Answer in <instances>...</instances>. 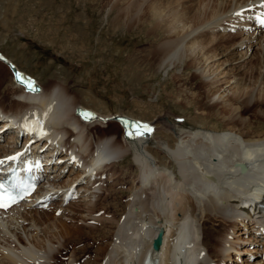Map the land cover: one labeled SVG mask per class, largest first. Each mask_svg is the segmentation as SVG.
Returning a JSON list of instances; mask_svg holds the SVG:
<instances>
[{
  "label": "bare ground",
  "instance_id": "bare-ground-1",
  "mask_svg": "<svg viewBox=\"0 0 264 264\" xmlns=\"http://www.w3.org/2000/svg\"><path fill=\"white\" fill-rule=\"evenodd\" d=\"M186 1L188 0H138L139 4L136 5L134 0L135 4H132L134 7L136 6L139 12L143 11L142 15H139V12V14L137 13V21H146L152 29L163 34L160 40L165 41L158 44L159 46L155 50V53L160 57V61L158 60L159 66L173 67L182 63H186L184 66L187 67L192 66L196 71H199V75L204 78L203 84H206L208 91L213 95L219 93L224 84H229L232 79H236V75L231 74L230 69H227L230 58H224L220 61L226 54L228 56L226 51L229 50L230 46H226L227 40L228 43L233 41L231 47L233 46V49H236L239 62L236 68H239L240 72L245 69L246 64L254 63L256 60V57H254L256 44L260 46V51H258L261 55L259 57L262 61L261 64L264 65V29L256 25L254 28L258 29L257 33L254 34L253 32L251 36H243L246 33L248 34L245 30L248 24L253 21L252 12L257 10L264 3V0H216L211 5L209 2L204 5H201V3L197 9L193 8V4H186ZM132 5L127 7V9L131 7L130 12ZM127 11L123 14L124 16L130 15ZM240 12L245 13V17L250 16L249 18L252 20L240 18ZM223 20L231 22L229 25L236 28L235 31L229 29L232 31L221 33L218 28L223 24L221 23ZM131 22L132 20H129L128 24ZM188 24L189 26L191 24L190 29H185ZM217 31H220L218 33L221 34L213 35ZM208 33L212 36L206 37ZM238 37L240 40L234 43ZM0 57L3 60H0V118L4 119L0 122V129L5 128L7 125L8 121L5 120V117L11 115L12 117L24 116L27 118L30 112L33 113L36 110L38 112L35 113L41 116V123L45 127L46 135L35 134L34 143L40 145L41 148L48 147L47 151L50 152V155L58 153L67 146L75 150L74 152L78 156L77 161L71 162L69 153L61 151L63 154L56 157L55 164L51 167H57V169L59 167L61 173H64L62 172L63 168L69 171L70 175L68 174L66 183L57 184V179L53 180V176L56 177V173L58 174L59 171L56 169V173L53 175L52 170L51 176H49L50 186L46 190L50 192L51 196L63 197L60 199L62 202L65 194L72 189L75 181L83 184V180H86V185L80 186V189L85 188L83 191H88L82 195L84 197L82 206L87 212L82 219L84 222L92 218L99 221L104 220L103 224L105 226L103 225L104 227L97 231L100 232V235H94L93 238L100 243L103 240H108L109 236L111 238L105 247H103L104 244H101V247L96 248V258L99 259L106 253L104 262H99V264H143L148 254H151L152 259L157 261L156 264H210L211 260H215V257H218L217 262H221L223 253L226 251L228 255L230 250L235 248L230 235L234 233L239 222L237 219H233L237 216L242 217L241 222L250 219L257 226L255 232L264 233V208L261 206L264 204V138L255 139L252 136V138H245L243 137L245 132L241 136L234 128L229 131L205 129L189 131L181 129L182 131L179 134L176 133V139H178L176 145L174 147H171L169 143L167 145L169 152L179 166V178L174 172L167 171L168 169L164 167H162L163 173L160 171V174L165 176L159 178L160 175L158 174L161 167H159V163L152 159V156L157 157L155 154L160 151L155 149L156 152L154 153L151 150L149 144L151 136L149 135L154 134V136H157L158 129H161L162 133L168 134L170 130H174L175 127L180 125L178 120L167 116L166 127H155L151 133L136 138L127 136L126 128L119 123L123 129V136L127 140L125 145H122L117 137L113 139L112 131H115V129H110V124L117 123H108L110 118L107 115L79 105L78 100L76 101L73 95L67 92L66 87L36 83L7 55L1 54ZM11 65H14L17 70H12ZM262 67L261 65L258 80L261 78V83L264 84V77H261ZM17 71L31 78L38 87V91L31 92L25 85L19 84L15 75ZM4 77L5 81L2 80ZM242 79L243 81L240 83L237 82V89L232 93H239L237 99L244 100L245 97H248V101L251 102L250 97L255 96L254 88L247 84V79ZM11 81L16 87L11 84ZM253 86L255 87V85ZM249 102L248 104H250ZM60 107H62L61 113H53ZM77 109H82V112H91L94 114V118L85 119L82 113H76ZM44 111L47 113L46 115H42ZM116 117L144 123L142 119L124 112H117L114 114L115 120ZM232 118H230V121L233 120L234 122L236 116ZM96 121L104 124L105 128L98 130L99 141H96L97 147L94 149L91 148L93 143L90 141L91 130L89 126ZM54 131L57 132L55 137L52 135ZM14 132L15 135L12 138L8 137L7 143L2 145L0 155L24 147L25 143L17 146L19 142L18 133L23 132V129L17 126ZM7 133H9V129L0 131V137H5ZM47 134L52 135V137L47 136ZM66 135H68L67 139L65 138ZM31 138L28 137L26 142L30 141ZM127 153L133 154L138 170L135 179L130 180V189L142 190L132 204H140L142 209L138 215L129 212L125 215V219L120 220L123 212L116 219L117 212L120 209H118L120 200L115 194H112L117 192L111 191L109 195L102 197V200L110 197L112 201L111 203L110 200L108 201L110 205L107 202V204L102 203L101 194H98L97 191L101 190L102 187L96 186V183L102 180L101 176L104 172L107 173V181H116L118 185L128 182V180L124 181L131 174V171H128L129 166L126 169H124L125 166L122 168L117 167L124 160ZM59 161H63V165L62 163V166L60 165L61 168L56 165L59 164ZM241 162L248 165L247 173L241 172L238 166V163ZM119 169H124L120 175L118 173ZM164 172H167V174ZM241 181L243 184L246 181L247 185H242ZM74 187L76 188V185ZM105 190L111 189L106 188ZM148 190H150V193L147 192ZM187 191L190 193L188 194ZM144 192L145 198L142 199L143 195L141 194ZM78 193L79 190L76 191L75 195ZM186 193L188 199L189 197L193 198L192 201L187 199ZM106 199L104 200L106 201ZM223 199L226 200L224 202L230 203L231 209L236 213L230 214L227 212L229 206L227 208L222 204ZM100 205L106 211L103 213L104 215L98 218L95 213L99 211L97 208ZM21 207L24 206L14 207L8 213L15 212ZM112 212H114L113 219L107 221L106 217L108 218V216L106 213ZM214 212L215 215L213 216ZM4 214H7V212H0V216ZM21 217L24 219L23 225H25V220L31 219L27 214H22ZM203 217L205 220L203 219L200 228L198 221H201ZM216 219H220L221 224L224 225L219 228L220 230L215 228L214 225L208 226L209 222L213 224L211 220L216 221ZM9 223L6 227L13 232L11 233L14 234L13 237L15 238L7 235V232H4L6 235H3L8 244L13 246L16 241L22 242L23 238L21 234L15 231V226H13L15 223L13 221V224ZM0 225L2 226V223ZM1 226L0 232L3 233L6 229L1 230ZM84 227L94 228L89 225ZM82 229L83 227L74 226L73 224L61 223L60 236L63 239L66 237L62 244V250H66L69 245L86 240L85 235L81 232ZM162 229L164 235L161 247L154 249L153 240L161 233ZM201 229L204 234L203 239H201ZM187 232H189L188 236L186 235ZM35 235L37 234L35 233ZM33 241L38 247L41 246L42 242H39V239H36L35 236ZM2 248H0V252L3 255L2 260L5 262L1 261L0 264H47L46 258L43 257L44 253H40L39 249L25 247L20 252V254H23L15 255L11 250L12 248ZM243 251L245 252L246 249L244 248ZM261 252L263 254L264 249ZM48 257H52L51 251H49Z\"/></svg>",
  "mask_w": 264,
  "mask_h": 264
},
{
  "label": "rangeland",
  "instance_id": "rangeland-1",
  "mask_svg": "<svg viewBox=\"0 0 264 264\" xmlns=\"http://www.w3.org/2000/svg\"><path fill=\"white\" fill-rule=\"evenodd\" d=\"M207 2L211 5L216 0H188L186 4H193V8L197 9L201 3V5H204ZM135 3L136 5L139 4L138 0H135ZM135 3L134 0H0V53L7 55L25 74L31 75L36 82L43 85L49 84L53 86L55 84L60 87H66L67 92L73 95L76 101L78 100L79 105L107 115L110 118L108 123H117L110 124V129H115V131H112L113 139L117 137L122 145H125L127 140L123 136V129L119 122L114 119V114L117 112H124L140 118L144 123L150 125L152 129L158 126L159 128L161 126L166 127L167 116L178 120L180 125L175 127L174 130H170L168 134H165L164 132L162 133L161 129H158L157 136L153 134L149 141L151 150L154 153L156 152L155 149L160 151L155 154L157 157L154 158L152 156V159L159 163V167H161L158 174L160 175L158 176L159 178L165 176L160 174V171L163 173L162 167L168 169L167 171L174 172L177 177L179 176V166L173 159L167 145L168 143L171 147L176 145V142H178L176 133L179 134L182 131L181 129L189 131L199 129L229 131L234 128L241 136L245 132V136H243L245 138L253 137L258 139L261 137L263 139L264 84L261 83V78L258 80V77L260 67L261 65L264 67V65L261 64L262 61H260L259 57L261 55L259 52L260 46L256 44L257 47L254 51L256 60L254 63L246 64L245 69L240 72L239 68H236L239 63L236 49H233V46L231 47L233 41L231 43L229 41V44L227 40L226 46H230L229 50L226 51L228 56L226 54L220 61L224 58H230L227 63V69H230L231 74L236 75V79H232L229 84H224L219 93L212 95L205 86L206 84H203L204 78L192 66H184L186 63L173 67L159 66L158 60L160 61V57L155 53V50L158 48V44L165 41L160 40L163 34L158 30L152 29L148 22L136 20V15L139 11L136 6L132 5ZM129 5H132L131 12L129 10L131 7L127 9ZM126 10L129 11V16L123 15ZM139 13V15H142L143 11ZM127 20L128 22L132 20V22L128 24ZM221 23L223 24L218 29L223 30H220L221 33H228V28H231V25H228L230 22L223 20ZM190 26L189 24L186 25L185 29H190ZM224 26L227 28H224ZM220 31L213 33V35H220L221 33H218ZM248 35L251 36L253 34L248 32V34L246 33L243 36ZM211 36L210 33L206 35V37ZM239 40V37L236 38L234 43ZM263 67L261 69V77H264ZM242 78L247 79V84L254 88L255 96L253 98L250 97L251 102L248 101V97H245L244 100L237 99L239 93H232L237 89V82L243 81ZM2 80L5 81V77ZM11 84L13 85L12 81ZM13 86L16 87L15 85ZM230 88L232 89L231 91L229 90ZM188 102L190 103L189 105ZM1 112L3 113V111ZM34 112L38 111L34 110ZM232 117L235 118L234 122ZM230 118H232V122ZM103 125L101 122L96 121L89 126L91 130L90 141L93 143L91 148H94L96 141H99L98 132L105 128ZM238 129L239 131H237ZM52 135L54 137L57 136V132L54 131ZM52 135L47 134L50 137ZM122 162L117 167L122 168L125 166L124 169H126L129 166L128 171H131V174L129 172V177L124 181L128 180V182L118 185L116 181H107V179L106 181L109 184L107 183L106 187H103L104 189L101 191V200L102 197L109 195L111 191L117 192L112 194H115L120 200L118 203V209H120L116 215V219H118L123 212L120 220L125 219V215L129 212H134V214L138 215L142 209L140 204H132L139 192H142L139 189H130L131 181L135 179L138 172L133 154L127 153ZM56 165L60 166L61 163ZM56 169L57 167L54 168L53 172ZM124 169H119V175L123 173ZM57 170L59 171V167ZM62 170L64 173L59 171L57 174L55 172L56 177L53 176V180L57 179V184L66 183L67 176L70 175L66 168ZM164 173L167 174V172ZM61 179L62 181H60ZM245 182L241 184L247 185V182ZM79 184L80 182L75 181L72 188L76 185V189L79 190L78 186H81ZM106 188L111 190H105ZM97 191L100 194L99 190ZM149 191L147 192L150 193ZM187 193L189 194L190 192L187 191ZM187 193L186 197L188 199ZM141 195H143L142 199H144L145 192ZM109 198H103L101 202L110 205L112 201ZM189 199L193 200L192 197H189ZM224 201L226 200L223 199L222 204L226 207L229 206V208L227 207L229 209L227 212L230 214L236 213L231 209L230 203ZM83 203L84 199L67 205L66 210L64 209L66 212L62 216H58L54 211L45 212L38 211V209L22 212V208L26 211L27 208L25 207H21L14 214H8L4 218L0 216V224L2 223V226L5 224L7 229L6 226L13 221L15 223L13 225L15 226V231L21 234L23 238L22 242H18L16 239L15 245L11 246L12 244H8L4 239V235L7 234L13 237L14 234L11 231L7 232L9 230H4L7 233L0 232V248H12L11 250H13L15 255L23 254H20V252L25 247L39 249L40 253L46 254H43V257L46 258L47 264L51 263V259L55 260V264L103 263L106 253H102L101 257L103 259L101 257L98 259L95 251L96 248L101 247V244H104L103 247H105L111 238L109 236L108 240H103L101 243L93 238L94 235H100V232L97 231L105 226L103 224L104 220L99 221L92 218L84 222L82 217L87 212L82 206ZM102 207L100 205L97 208L99 211L95 215L98 218L104 215L102 213L106 211ZM22 214H27L31 218L25 220V225L19 222L24 220L21 217ZM106 214L108 216V218L106 217L107 221L113 219L114 212ZM214 215L215 212L213 213ZM33 218L34 220H32ZM241 218V216L233 217L234 220L237 219L239 221L232 234L233 239L230 235L231 241H234L235 248L233 249L235 250L244 249L243 247H236V244L239 246V243L242 244L246 241L253 243V237L248 240L246 239L248 234L243 233L246 231L241 225ZM203 219L204 217L201 221H198L200 228L202 227ZM211 222L213 224L209 222L208 226L214 225L218 230H220L221 226H224L221 224L220 219L211 220ZM61 223L83 227L81 232L85 235L86 240L69 245L66 250H62V244L66 237L64 236L65 238L63 239L60 236ZM242 223L245 224V221H242ZM86 224L94 228L84 227L87 226ZM253 228L254 231L251 232L254 235V240L260 241L258 240L259 236H257L259 232H255L257 226L255 225ZM200 231L201 239H203L202 229ZM262 234L264 235V233ZM33 235L36 239H39V242H42L40 247L35 245ZM243 245H246L247 248L245 247V249L247 252L250 248L249 251H252L253 254L249 252L243 253L242 256H237L234 250L231 249L230 255H227L226 251L223 253V260L225 259L227 264H258L259 256L255 255V251H258V249L253 248V244L249 247L247 243H243ZM45 250H47L48 254ZM49 251H51L52 257H48ZM250 254L253 258L249 257ZM0 255V263L1 261L4 263L2 253ZM217 258L215 257L214 259Z\"/></svg>",
  "mask_w": 264,
  "mask_h": 264
},
{
  "label": "snow or ice",
  "instance_id": "snow-or-ice-1",
  "mask_svg": "<svg viewBox=\"0 0 264 264\" xmlns=\"http://www.w3.org/2000/svg\"><path fill=\"white\" fill-rule=\"evenodd\" d=\"M264 22V21H262ZM2 59V57H0ZM17 80L24 84L29 91L31 92H37L38 87L35 85V82L31 80V78L26 77L25 75L21 74L20 72L15 73ZM82 115L84 116L85 119H91L94 118V114L91 112H82ZM126 128V135L129 136L130 138H136L139 136H143L146 133H151L153 131L152 127L146 123L140 122V121H128L126 119L121 121ZM34 124L36 127H30L28 124H25V127L28 128L29 131H36L37 128L40 126V120L37 119L34 121ZM41 135H46V132H43L41 129ZM19 154H17L18 156ZM17 157H8V160H14ZM5 163V161L0 160V164ZM31 187V186H29ZM4 186L0 185V208H7L11 203L17 202L16 197L4 194ZM24 191H27V189H24Z\"/></svg>",
  "mask_w": 264,
  "mask_h": 264
},
{
  "label": "water",
  "instance_id": "water-1",
  "mask_svg": "<svg viewBox=\"0 0 264 264\" xmlns=\"http://www.w3.org/2000/svg\"><path fill=\"white\" fill-rule=\"evenodd\" d=\"M238 166L240 167L241 172L245 173L247 172V166L244 163H238ZM162 241V232L159 234L158 238L154 241V246L158 247Z\"/></svg>",
  "mask_w": 264,
  "mask_h": 264
}]
</instances>
